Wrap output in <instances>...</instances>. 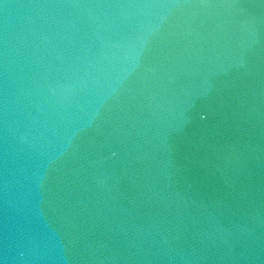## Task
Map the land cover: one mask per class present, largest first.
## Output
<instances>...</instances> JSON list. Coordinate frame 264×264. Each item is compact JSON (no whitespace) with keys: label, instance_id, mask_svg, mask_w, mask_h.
I'll return each instance as SVG.
<instances>
[{"label":"water","instance_id":"obj_1","mask_svg":"<svg viewBox=\"0 0 264 264\" xmlns=\"http://www.w3.org/2000/svg\"><path fill=\"white\" fill-rule=\"evenodd\" d=\"M0 205L69 264H264V0H0Z\"/></svg>","mask_w":264,"mask_h":264}]
</instances>
